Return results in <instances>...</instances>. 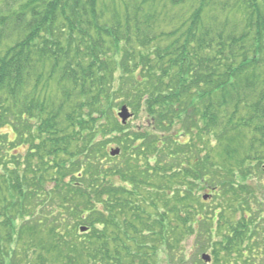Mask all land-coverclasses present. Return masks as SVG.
Here are the masks:
<instances>
[{"label":"trees","instance_id":"16d2710c","mask_svg":"<svg viewBox=\"0 0 264 264\" xmlns=\"http://www.w3.org/2000/svg\"><path fill=\"white\" fill-rule=\"evenodd\" d=\"M263 165L264 0H0V264H260Z\"/></svg>","mask_w":264,"mask_h":264},{"label":"rangeland","instance_id":"374dc122","mask_svg":"<svg viewBox=\"0 0 264 264\" xmlns=\"http://www.w3.org/2000/svg\"><path fill=\"white\" fill-rule=\"evenodd\" d=\"M128 107V106H127ZM129 108V107H128ZM130 112L132 113V111H131V109H130ZM121 113V109L119 110V112H117V115H118V117H119V120H122L121 118H120V116H119V114ZM133 118V117H132ZM131 118V120L127 123V125L129 124H136V122H134L133 121V119ZM126 125V126H127ZM5 132H7V131H5ZM11 138H13V136L11 137ZM107 151H108V153H109V156L114 160V161H117V159L116 158H122L121 157V155L123 154V152H122V150L119 148V147H116V145H109V147H108V149H107ZM113 151H116V152H118V153H116V155H114V156H112V152ZM263 167H264V165L262 166V170H264L263 169ZM253 171H255L256 172V170H253ZM264 172V171H263ZM261 175V177H262V179H261V181L263 182L262 183V188L263 189H261L262 191L260 192V191H258V192H260V194L258 193L257 194V196H259V198L258 199H260V202H262V201H264V175L263 174H260ZM256 182H258V181H256ZM253 184H254V181H253ZM258 187V186H257ZM209 194V193H208ZM205 195L204 197H207V199L208 200H204L205 202H207V201H209V200H212L213 201V196L212 195ZM216 205V202H213V206H215ZM258 209H260V210H258ZM258 209H256L255 211H257V212H259V211H264V205H262L260 208H258ZM262 209V210H261ZM262 215H263V219H264V213H262ZM255 218H258V214H255ZM262 224L264 225V220L262 221ZM194 245V244H193ZM189 248V250H192V251H194L195 250V248H194V246H192L191 244H190V246L188 247ZM189 254H191L190 256H191V258H190V262L194 259V257H195V253H192V252H190ZM204 254H206L207 256H210L211 257V259H213V252L211 253V249L208 247V250L204 253ZM203 254V255H204ZM202 255V256H203ZM202 256H200V259L202 260ZM202 262H204L203 260H202ZM205 264H207L206 262H204ZM209 264H211V262L209 263ZM260 264H264V260H262L261 262H260Z\"/></svg>","mask_w":264,"mask_h":264},{"label":"water","instance_id":"95a60500","mask_svg":"<svg viewBox=\"0 0 264 264\" xmlns=\"http://www.w3.org/2000/svg\"><path fill=\"white\" fill-rule=\"evenodd\" d=\"M120 118L122 119L123 123L126 124V122L132 117V115L129 113V110L127 107H123L121 110V113L119 114ZM116 151H113L111 154L112 156L116 155ZM205 200H207V197L204 198ZM82 232H86V229H82ZM203 260L205 262H210V257L207 255L203 256Z\"/></svg>","mask_w":264,"mask_h":264}]
</instances>
